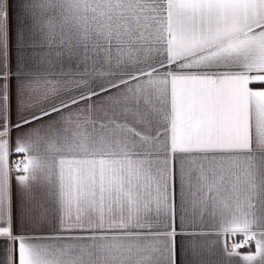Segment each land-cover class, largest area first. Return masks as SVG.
Listing matches in <instances>:
<instances>
[{
  "label": "snow or ice",
  "instance_id": "6c2138e0",
  "mask_svg": "<svg viewBox=\"0 0 264 264\" xmlns=\"http://www.w3.org/2000/svg\"><path fill=\"white\" fill-rule=\"evenodd\" d=\"M0 264H264V0H0Z\"/></svg>",
  "mask_w": 264,
  "mask_h": 264
}]
</instances>
